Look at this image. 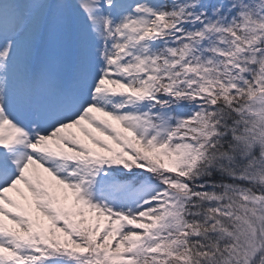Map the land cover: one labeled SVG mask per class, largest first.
Returning <instances> with one entry per match:
<instances>
[{
	"label": "snow or ice",
	"instance_id": "snow-or-ice-1",
	"mask_svg": "<svg viewBox=\"0 0 264 264\" xmlns=\"http://www.w3.org/2000/svg\"><path fill=\"white\" fill-rule=\"evenodd\" d=\"M0 264H264V0H0Z\"/></svg>",
	"mask_w": 264,
	"mask_h": 264
}]
</instances>
